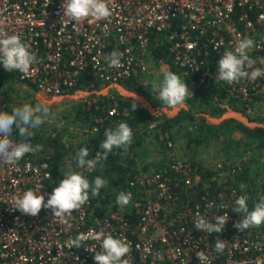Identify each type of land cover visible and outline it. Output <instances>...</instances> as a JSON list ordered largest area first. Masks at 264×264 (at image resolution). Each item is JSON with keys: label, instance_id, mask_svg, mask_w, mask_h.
Segmentation results:
<instances>
[{"label": "built area", "instance_id": "1", "mask_svg": "<svg viewBox=\"0 0 264 264\" xmlns=\"http://www.w3.org/2000/svg\"><path fill=\"white\" fill-rule=\"evenodd\" d=\"M108 2L114 9L110 18H89L75 30L72 24L61 23L63 0H0V27L21 36L39 61L27 75L16 71L18 79L50 96L68 97L87 90L84 102L90 108L95 95H104V88L125 86L135 74L148 70L151 47L164 43L177 69L199 74L198 85L214 80L224 93L244 104L264 90V78L231 85L215 79L223 53L234 51L244 37L255 41L249 52L257 62L254 67L264 68V0ZM114 50L124 52L120 68L110 67L106 60ZM5 72L0 64V75ZM95 81L105 85L94 88ZM87 82L90 86H85ZM115 114L117 104L96 120ZM165 142L172 150L174 142L168 138ZM200 165L197 159L172 155L154 168L137 166L125 188L132 193L129 205L106 209L90 198L64 223L50 209L42 208L37 216L15 209V198L29 189H39L47 202L60 181L53 179L45 160L26 154L15 165L0 167V264H96L95 253L102 251L99 241L90 238L81 248H71L69 242L101 228L131 243L125 257L129 264H200L199 251L209 256L208 264H264L262 230L252 227L240 232L233 227L243 215L233 211L235 200L246 194L233 178L242 167L217 161L201 171ZM207 170L214 173L212 179ZM197 212L213 223L224 213L229 220L221 233L208 234L195 229ZM217 238L227 242L223 253L215 251Z\"/></svg>", "mask_w": 264, "mask_h": 264}, {"label": "clouds", "instance_id": "2", "mask_svg": "<svg viewBox=\"0 0 264 264\" xmlns=\"http://www.w3.org/2000/svg\"><path fill=\"white\" fill-rule=\"evenodd\" d=\"M63 15L61 23L65 26L72 24L75 30H79L84 22L89 18L99 21L107 20L113 15L114 9L109 7L108 0H63ZM256 47L252 38L244 37L238 39L234 51H225L218 62L215 79L218 81L234 84L242 79L255 81L264 78V68L254 67L256 60L252 59L249 52ZM124 52L114 50L106 60L112 68L122 67ZM37 54L32 51L31 45L24 42L21 36L9 34L0 27V64L4 69L12 72L19 71L25 75L29 74L33 65L38 64ZM249 69V70H246ZM153 90L158 92L155 97L159 102L168 108L182 106L188 98L194 96L188 85L181 77L172 72L164 71L162 80H153ZM140 98L136 95L131 103V112L139 106ZM48 104L43 102L23 103L20 106H12L10 111L0 110V167L5 165L13 166L18 163L26 154H35L43 150L40 144L33 145L31 139L34 135L32 130L38 129L46 121L54 119ZM17 133L19 140L13 138ZM133 141V130L126 122H119L115 127H108L104 132V139L100 144L101 152H97L95 158L86 159L89 156L87 146L80 148L76 153V169L71 165L64 173V178L59 181L58 186L53 188L47 202L45 195L39 189H29L22 196H17L14 200L15 209L23 214L37 216L42 208L50 209L55 219L64 223L76 210L89 202L90 196L95 198L100 195L101 189L107 187L108 180L101 176H96L94 180H89L85 175L86 171H91L102 167L101 161L106 160L114 148L127 151ZM245 185L241 184L240 189L244 191ZM248 195H240L236 200L235 213L243 214L242 220L237 221L233 227L240 232H244L252 227H260L264 224V197L260 198L255 206L250 210L248 205ZM132 201V193L119 192L115 203L121 207L127 206ZM229 216L227 213L217 215L215 223L199 212L196 213L194 227L196 230L208 234L221 233L225 228ZM94 239L101 243V252L95 253L96 264H129L125 257L131 251V243L124 237H114L106 234L101 228L98 232L89 234L80 233L71 239V248H81L88 239ZM227 242L217 238L215 251L223 253ZM200 264H208L209 256L199 251L196 253Z\"/></svg>", "mask_w": 264, "mask_h": 264}, {"label": "rangeland", "instance_id": "3", "mask_svg": "<svg viewBox=\"0 0 264 264\" xmlns=\"http://www.w3.org/2000/svg\"><path fill=\"white\" fill-rule=\"evenodd\" d=\"M147 62L149 68L142 73L139 78L146 86L145 90L148 95H137L132 93L135 91L130 92L131 90L127 87H119L117 89V86H108L104 88V95L111 97L114 96V94H119L123 97L130 96L134 99L137 95L138 97L140 96L139 103L143 101L150 113L154 115H176L184 106L182 105L183 107L174 109L164 106L162 102H159L155 98L158 97V92L152 88L153 80H162L164 71L173 70L172 66L174 65L172 61L156 60L152 53H150ZM4 88H7L5 95L9 98L12 106H20L23 103L35 104L37 102H43L49 105L55 118L46 121L38 129L32 131L34 135H38L42 139L58 135L60 141L65 144L68 151L61 164L63 175L68 171L69 165H71L74 170H79L76 169L75 157L80 148L85 146L89 148V156L86 157V159L95 158L96 153L101 150L100 141L89 139L90 141L86 142L77 134L86 133V130L83 128L85 121L78 115V112L85 108L84 97H87L86 94L88 93L81 92L72 97L50 96L37 91L30 84H26L19 79L8 82ZM253 98L251 103L238 104L239 107L237 109L226 111L221 116L203 112L204 110H200V108L196 106L192 110L193 118L185 119L180 124L176 125L172 130L174 133L157 136V130L152 127L153 124L149 125L150 129L148 133H146L143 144L139 149L141 153L138 154L135 159L137 166L142 168H144V166L154 168L167 163L169 157L171 158L172 155H176L183 159L193 157L203 166L212 165L217 161H226L229 166L239 165L242 169L239 171L240 173L238 175L233 177L234 183L244 184L243 181L239 182L237 180L243 178L246 180L250 179L248 182H253L248 190H246L247 185L244 184L246 186L244 191L246 190L245 193L249 197V207L252 204L255 205L260 198L264 197V148L260 147L256 140L247 137L237 125L238 122H242L251 127L255 125L264 127V90L258 94L255 93ZM6 108L7 106L3 105L0 110L6 111ZM205 108L209 109L210 106H205ZM184 109H189V106L187 105ZM201 118H205L204 120L208 125L214 124L213 127L209 126L212 131H207L209 128L203 125ZM225 119H234L237 122H227L228 124L221 123ZM201 125H203L202 128L198 127ZM175 131L177 133H175ZM167 138L174 142L172 150L166 145L165 141ZM15 139L17 140L16 137ZM47 150L45 151V148H43L42 151L35 153L31 158L44 160L46 157L50 156ZM102 162L103 161H101V164ZM99 167L100 165L97 166V168ZM244 171L251 176L249 177L242 174ZM88 172L89 171H86L85 175H87ZM62 178H64V176ZM259 229L264 232V224H262Z\"/></svg>", "mask_w": 264, "mask_h": 264}, {"label": "trees", "instance_id": "4", "mask_svg": "<svg viewBox=\"0 0 264 264\" xmlns=\"http://www.w3.org/2000/svg\"><path fill=\"white\" fill-rule=\"evenodd\" d=\"M151 53L156 60H167L172 61V54L170 48L164 43H159L157 46L151 47ZM209 59L214 60V57ZM173 64V62H172ZM174 65V64H173ZM172 72L179 74L181 79L188 85L189 90L193 91L194 96L186 100V104L189 106V109L182 108L176 115L168 116L166 114L154 115L145 109L142 105L139 104L138 108L131 112L130 105L135 100L132 97H123L119 94H114V96L99 95L97 100L95 99L90 108H83L78 112V115L90 122V131L88 138L94 141H100L104 139V132L108 127H115L116 124L123 121L129 124L133 130V141L127 151L123 149L114 148L113 151L108 155L106 160H102V167L91 170L87 173L89 180H94L96 176H101L102 178L108 180V185L105 188L101 189L100 195L98 197H91L93 202L101 203L106 209H115L118 205L115 203L117 195L121 191H125V188L129 180L133 177L134 172L136 171L137 163L135 161L136 156L140 154V147L143 144V140L148 133L149 125L153 124L152 127L157 130L156 135H166L173 133V128L180 124L185 119H192L193 114L192 110L194 107L198 106L203 112L211 113L212 115L221 116L226 111H233L239 107L240 104H244L239 101L238 98L231 97L230 95L224 93L222 88L219 87L218 83L214 80H210L206 86L198 85L196 80L199 74L193 71H181L174 66H172ZM142 73H137L129 80L125 82V86L135 91L136 93L147 94L146 86L140 80V75ZM18 80L17 72H5L0 75V108L3 105H6V111H10L12 104H10L9 98L5 95L7 88H4L8 82ZM94 88H102L103 83L95 81ZM85 86H90L89 82ZM4 88V89H3ZM90 90L93 87L89 88ZM150 96V95H149ZM92 98V97H91ZM256 98V97H255ZM113 104H117L118 114L109 116L103 121H97V118H103L108 115V109ZM239 104V105H238ZM85 105V103H84ZM205 106H210L209 109ZM205 118H201L203 125L207 126L209 129L207 131H212L210 127H213L214 124L208 125ZM237 122L234 119H225L221 123H230ZM227 123V124H228ZM203 125L198 126L200 128ZM238 127L247 137L252 138L258 142L260 147L264 148V127L255 125L248 126L242 122L237 123ZM210 126V127H209ZM94 127H97V130L94 131ZM200 130V129H199ZM17 140L19 136L14 132L13 134ZM19 138V139H18ZM31 142L33 145L40 144L45 148V151H49L50 156L46 157L44 160L49 164L53 172L54 180L63 179L62 166L61 164L64 161L66 155L67 147L63 144L58 135L48 137L45 139L40 138L38 135H33ZM102 149L98 152H101ZM35 154L29 153L28 157H33ZM192 159H195L192 157ZM162 165V164H161ZM148 166H144V169H148ZM201 171H204V167L200 165ZM210 178L212 179L214 173L207 170ZM242 174L245 176H251L246 174L244 171ZM239 177V176H238ZM214 181L216 180L213 179ZM239 182L248 181L246 179H237ZM212 185H215V182H211ZM237 185H241L237 183ZM264 235V232H263Z\"/></svg>", "mask_w": 264, "mask_h": 264}, {"label": "crops", "instance_id": "5", "mask_svg": "<svg viewBox=\"0 0 264 264\" xmlns=\"http://www.w3.org/2000/svg\"><path fill=\"white\" fill-rule=\"evenodd\" d=\"M119 87H126V86H118L117 87V89L119 88ZM117 89H115V90H117ZM104 90V89H103ZM105 91V90H104ZM84 91H82V93H83ZM85 92L86 93H88V91L87 90H85ZM130 92H132V90L130 91ZM130 92H128V93H130ZM81 93V92H80ZM132 93H135V94H137V95H142V93H136V92H132ZM78 94V93H77ZM105 94V93H104ZM131 94V93H130ZM87 96L89 95V93L88 94H86ZM77 96V95H76ZM82 96V95H81ZM68 97H72V96H68ZM125 97H127V96H125ZM128 97H130V96H128ZM140 97V96H139ZM146 97V96H145ZM85 98V97H84ZM141 103H139L140 105H144V107L147 109V107H146V105H145V103L143 102V101H140ZM142 105V106H143ZM79 106H80V104H79ZM183 106H184V108H186V106H187V104L186 103H184L183 104ZM183 106H179V107H183ZM83 107V106H82ZM228 112V111H227ZM224 114V113H223ZM230 114V113H229ZM83 121H85V123H84V129L86 130V133H77V134H79V137L82 139V140H84V141H90L89 140V138H88V136H89V131H90V122L89 121H87V120H83ZM82 122V121H81ZM83 123V122H82ZM82 128V129H83ZM173 132V131H172ZM174 133V132H173ZM175 133H177L176 131H175ZM86 137V138H85ZM92 142V141H91ZM250 180V179H249ZM244 184H246L247 185V188H246V190H248V189H250V185H252L253 184V182H251V181H245L244 180V182H243ZM245 190V191H246Z\"/></svg>", "mask_w": 264, "mask_h": 264}]
</instances>
